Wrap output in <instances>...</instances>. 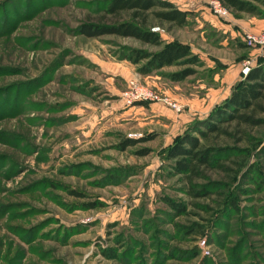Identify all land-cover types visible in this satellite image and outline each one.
I'll use <instances>...</instances> for the list:
<instances>
[{
	"label": "rangeland",
	"instance_id": "374dc122",
	"mask_svg": "<svg viewBox=\"0 0 264 264\" xmlns=\"http://www.w3.org/2000/svg\"><path fill=\"white\" fill-rule=\"evenodd\" d=\"M208 2L197 0L214 17ZM102 3L0 0V264H264V122L244 126L242 139L212 136L228 169L200 167L191 182L203 195L187 192L165 156L229 94L242 63L264 53L238 37L224 41L228 32L191 9L181 26H151L202 63L180 80L165 75L180 64L145 77L119 53L158 46L75 32L98 19ZM232 60L241 63L236 74H225L227 88L212 87L219 101L200 116L201 84ZM129 80L177 98L181 110L126 102Z\"/></svg>",
	"mask_w": 264,
	"mask_h": 264
},
{
	"label": "trees",
	"instance_id": "16d2710c",
	"mask_svg": "<svg viewBox=\"0 0 264 264\" xmlns=\"http://www.w3.org/2000/svg\"><path fill=\"white\" fill-rule=\"evenodd\" d=\"M219 1L231 11L264 16V0ZM123 12L127 14L126 18L121 16ZM190 12V9L179 8L169 0H103L98 19L80 22L75 32L86 36L104 33L131 36L140 42L156 45L158 48L155 50L123 46L119 58L134 64L136 71L141 74L180 64L184 67L165 73L170 80H180L193 71L190 65L200 64L202 60L185 44L163 42L160 34L150 29V26L152 19L181 26L186 23ZM261 112H264V58L250 65L229 94L206 117L192 126L194 133L184 131L168 146L165 156L171 159L169 167L172 173H179L186 179V190L190 195H203L208 191L191 182V178L199 176L201 166L228 169L218 159L221 147L210 144L212 136L236 133L235 139L245 138L247 132L244 126L264 122V117L258 115ZM165 201L177 212L184 209L182 204L168 197Z\"/></svg>",
	"mask_w": 264,
	"mask_h": 264
},
{
	"label": "crops",
	"instance_id": "0c3cea01",
	"mask_svg": "<svg viewBox=\"0 0 264 264\" xmlns=\"http://www.w3.org/2000/svg\"><path fill=\"white\" fill-rule=\"evenodd\" d=\"M172 1L177 7L182 9H195L199 12V14L204 17V19H208L212 22L214 26L217 28H221L223 31L228 32V36L224 35L223 39L224 41H227L226 39H229L232 41L233 38L238 37L237 41H240L242 44H244L242 40V34L244 32H257V31H264V16H256L248 13H236L235 15L232 14V12H228L226 15L221 17H212V15H208L207 9L203 3H197V0H170ZM239 39V40H238ZM230 41V44L232 45L233 42ZM246 47V46H245ZM247 48V47H246ZM206 58V57H204ZM241 63L237 60H232L229 65L225 67V70L222 72L214 71L212 76V81L210 83H202L201 85L205 86L204 94H202L200 99L198 100L199 104L202 103V106H199L200 109H205L206 111L203 114H200V116H204L205 113L208 111V109L219 100L217 99V96L213 94L214 91L212 90V87H226L229 86V82L225 76V74H228L229 76L235 75L236 70L238 69V66H240ZM145 77L150 76L149 74H143ZM232 80V79H230ZM208 84V85H207ZM211 88V89H210ZM228 91V90H227ZM227 91L224 95H226ZM148 103L152 101H147ZM154 102V101H153ZM198 107V106H197Z\"/></svg>",
	"mask_w": 264,
	"mask_h": 264
},
{
	"label": "built area",
	"instance_id": "2783aa9c",
	"mask_svg": "<svg viewBox=\"0 0 264 264\" xmlns=\"http://www.w3.org/2000/svg\"><path fill=\"white\" fill-rule=\"evenodd\" d=\"M209 9L217 16H224L229 11L228 8L222 4L219 0H209ZM150 29L154 31H160L159 26H151ZM242 40L249 46L259 47L264 53V31L257 32H244L242 34ZM249 68V61L245 60L240 68L243 74ZM122 97L126 102L133 100H145V101H160L164 105L168 106L172 110H181L182 104L179 100L173 96H170L158 88H153L145 83H139L136 80H129L127 88L122 92Z\"/></svg>",
	"mask_w": 264,
	"mask_h": 264
}]
</instances>
